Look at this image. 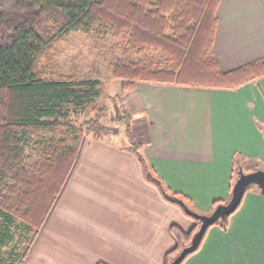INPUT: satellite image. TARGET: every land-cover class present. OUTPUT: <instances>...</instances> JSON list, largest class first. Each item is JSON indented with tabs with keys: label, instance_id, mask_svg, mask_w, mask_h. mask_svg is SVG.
Here are the masks:
<instances>
[{
	"label": "crops",
	"instance_id": "obj_1",
	"mask_svg": "<svg viewBox=\"0 0 264 264\" xmlns=\"http://www.w3.org/2000/svg\"><path fill=\"white\" fill-rule=\"evenodd\" d=\"M216 14L213 51L223 71L264 56V0H220ZM130 93L149 123L141 154L193 211L229 199L236 162L264 169V76L231 90L138 82ZM132 156L83 136L22 264H164L175 246L171 226L189 231L194 221L144 180ZM181 264H264V195L255 185L226 227L208 228Z\"/></svg>",
	"mask_w": 264,
	"mask_h": 264
},
{
	"label": "trees",
	"instance_id": "obj_2",
	"mask_svg": "<svg viewBox=\"0 0 264 264\" xmlns=\"http://www.w3.org/2000/svg\"><path fill=\"white\" fill-rule=\"evenodd\" d=\"M219 3L0 0V264L23 263L83 136L101 140L117 133L103 122L97 103L102 91L99 80L65 75L49 65L55 41L97 27L100 34L124 41L132 54L141 56L112 69L111 75L120 81L114 98L132 91L138 82L231 90L264 76V56L228 71L221 69L213 51ZM114 118L124 123L144 180L168 203L184 213V206L192 210L190 199L166 187L137 150L130 113L118 112ZM240 167L236 162L234 181ZM223 202L214 200L212 207ZM230 215L215 223L226 227ZM190 217L194 225L189 231L171 226L175 246L166 252L164 264L171 263L199 228V219ZM207 230L185 258L198 250Z\"/></svg>",
	"mask_w": 264,
	"mask_h": 264
},
{
	"label": "rangeland",
	"instance_id": "obj_3",
	"mask_svg": "<svg viewBox=\"0 0 264 264\" xmlns=\"http://www.w3.org/2000/svg\"><path fill=\"white\" fill-rule=\"evenodd\" d=\"M138 58L141 56L132 54L124 41L100 34L96 27L89 32L73 31L63 35L60 40L55 41L48 61L49 65L57 66L65 75L98 79L102 91L97 103L104 114L103 122L117 130L116 134H109L104 139L111 144L123 145L130 150L129 147L133 143L127 138L124 123L114 118L118 112L130 113L134 143L137 150L142 153L143 145L148 139L147 116L143 110L139 111L134 107L130 92L122 93L120 98H114L120 92V81L111 75L114 66ZM130 151L134 165H138L135 151ZM253 185L250 184L248 187Z\"/></svg>",
	"mask_w": 264,
	"mask_h": 264
},
{
	"label": "water",
	"instance_id": "obj_4",
	"mask_svg": "<svg viewBox=\"0 0 264 264\" xmlns=\"http://www.w3.org/2000/svg\"><path fill=\"white\" fill-rule=\"evenodd\" d=\"M250 184H254L259 189L260 193L264 195V169L258 168L245 172L240 168L237 178L232 185L229 199L216 205L210 213H197L190 210L187 206H184L185 213L198 218L200 225L193 234L190 243L181 249L170 264H179L187 254L193 252L197 248L199 239L209 226L220 219L223 220L227 215L232 214L239 206L243 198L244 190Z\"/></svg>",
	"mask_w": 264,
	"mask_h": 264
}]
</instances>
